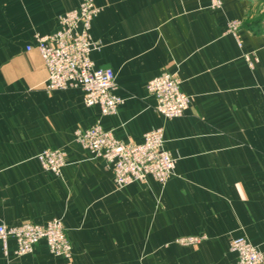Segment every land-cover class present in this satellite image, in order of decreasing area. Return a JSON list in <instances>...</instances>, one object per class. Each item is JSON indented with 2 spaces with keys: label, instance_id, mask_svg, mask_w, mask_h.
Segmentation results:
<instances>
[{
  "label": "crops",
  "instance_id": "1",
  "mask_svg": "<svg viewBox=\"0 0 264 264\" xmlns=\"http://www.w3.org/2000/svg\"><path fill=\"white\" fill-rule=\"evenodd\" d=\"M81 1L0 0V224L61 218L72 243L71 258L45 240L17 257L16 239L0 240V264H233L230 243L242 236L264 254V0H94L101 45L91 57L114 70L124 100L105 116L80 89L44 87L36 35ZM164 71L191 97L181 117L159 115L148 94ZM97 120L124 143L163 127L174 174L116 190L108 162L75 142ZM50 147L66 152L60 176L37 159ZM189 235L204 239L174 242Z\"/></svg>",
  "mask_w": 264,
  "mask_h": 264
},
{
  "label": "built area",
  "instance_id": "2",
  "mask_svg": "<svg viewBox=\"0 0 264 264\" xmlns=\"http://www.w3.org/2000/svg\"><path fill=\"white\" fill-rule=\"evenodd\" d=\"M221 0H211L212 7H220ZM100 8L94 0H82L79 7L59 17L60 27L46 35H36L39 50L48 71L44 84L47 91L80 89L86 106H98L101 116L115 114L124 102L116 93L115 72L110 67H96L91 53L100 47V42L91 34L92 21ZM242 25L239 20L228 23V31L235 33ZM32 46H28V50ZM248 64L253 67L254 53L246 54ZM148 94L154 98V109L167 119L185 114L191 103L189 94L182 90V80L173 72L164 71L147 83ZM75 142L89 151L94 158H103L112 167L114 187L122 190L135 182H147L152 178L165 184L174 174L176 158L165 148L163 127L154 128L144 134L140 143H124L113 130L106 129L97 120L85 129H77ZM37 159L45 171L60 176L66 165V152L62 148L50 147L42 150ZM15 238V255L21 257L33 252L40 240H45L49 251L64 258H71L72 243L61 218L44 224L23 222L8 226L0 224V240L6 244ZM204 236H180L175 243L181 246L197 245ZM230 250L236 255L233 264H264V254L245 237L232 239Z\"/></svg>",
  "mask_w": 264,
  "mask_h": 264
},
{
  "label": "trees",
  "instance_id": "3",
  "mask_svg": "<svg viewBox=\"0 0 264 264\" xmlns=\"http://www.w3.org/2000/svg\"><path fill=\"white\" fill-rule=\"evenodd\" d=\"M264 26V21L263 22H259V24H257V29H261ZM256 29V28H254Z\"/></svg>",
  "mask_w": 264,
  "mask_h": 264
}]
</instances>
